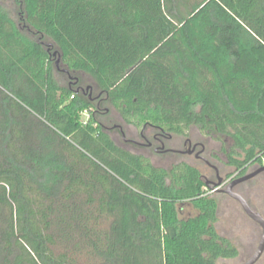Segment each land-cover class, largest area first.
I'll return each instance as SVG.
<instances>
[{"label":"trees","instance_id":"16d2710c","mask_svg":"<svg viewBox=\"0 0 264 264\" xmlns=\"http://www.w3.org/2000/svg\"><path fill=\"white\" fill-rule=\"evenodd\" d=\"M14 2L18 22L69 73L89 76L123 122L178 135L211 128L233 141L231 164L264 161V0ZM53 68L0 6V264L237 257L198 170L117 147L88 95L59 86ZM183 201L194 217L178 218Z\"/></svg>","mask_w":264,"mask_h":264},{"label":"flooded vegetation","instance_id":"af4514ba","mask_svg":"<svg viewBox=\"0 0 264 264\" xmlns=\"http://www.w3.org/2000/svg\"><path fill=\"white\" fill-rule=\"evenodd\" d=\"M48 53L51 56V52ZM54 66L57 70H59L58 67L55 65V61H54ZM61 72L67 75L69 74L68 71L64 72L63 70H61ZM76 85L77 83L76 81H74V84L69 83L66 87L72 88L73 86ZM78 88L84 94H85L84 92L85 90L87 91L90 89L86 87L85 90L83 91L81 87ZM99 94L102 95L101 92H99ZM88 97L91 100V102L95 104L96 108L92 110V115L95 116V113L98 112V109L101 103L103 102L104 98L101 99L99 98V96L93 98L91 97L90 94L88 95ZM97 122L102 128L101 123L99 121ZM118 133L121 134V139L124 142L123 145L125 147L121 149L148 160L151 164H153L156 167L165 169L164 167H162L163 165L162 162H164L163 156H166L165 160L170 159L171 157L174 156H178V157L192 158L193 159L192 161L194 163H200L202 165V169H200L198 166L192 163H189L188 161L187 162L177 161L173 163L170 166V168L165 170H169L174 165L181 163L196 168L200 175L199 178L203 184L202 191H205L207 195L223 194L228 196L224 191L227 190V188L232 182L264 166V161L261 164L250 161L241 166H238L237 164H231V158L235 159V156L230 155L232 152L231 150L233 147V141L227 136L218 134L216 131L212 130L211 128H204L201 126L192 125L186 130L185 135H178L164 131L163 129L156 126L143 125L138 130H136V134L132 136V138L133 137L134 138L128 140L125 139V134L123 130L119 128V130L116 132V136L115 135L113 136L114 140H119ZM129 149L135 152H132ZM258 178L260 180H257V182L253 183V181H255ZM231 191L233 193L240 195L247 202L249 207L255 213H258L256 212L255 209L251 207L249 203L250 198L248 200L246 196L253 195V191H264V171L260 172L259 174H257L256 176H254L249 180L234 184L231 188ZM257 226L260 228L262 233L261 227L259 225Z\"/></svg>","mask_w":264,"mask_h":264},{"label":"rangeland","instance_id":"374dc122","mask_svg":"<svg viewBox=\"0 0 264 264\" xmlns=\"http://www.w3.org/2000/svg\"><path fill=\"white\" fill-rule=\"evenodd\" d=\"M0 6L9 13V17L18 24L20 30L27 37L34 40H39L44 47H46L48 43H51L49 41L37 39V37L32 35L22 25V23L18 22L20 18L17 11L18 7L15 4L14 0H0ZM53 51H55L54 47L51 48L50 52L52 53ZM53 60L55 61L56 57L53 58ZM58 69L59 70H57L54 66L53 75L59 86L66 87L69 83L74 84V81H76V86H80L83 91L86 87H90L89 90L84 91L85 94H90L93 98L99 96V98L103 99V96L99 94V91L94 86V81L89 76L80 73H69L67 75L61 72V70H63L64 68L60 65V63ZM89 117L90 111H85L80 114V120L84 123L89 120ZM94 118L96 121H99L101 123L103 130L108 133L113 143L120 148H125L123 145L124 142L121 139V134L118 133L119 140H114L113 138L114 135L116 136V132L119 130V128L123 130L125 134V139L127 140L133 139L134 137L132 138V136L136 134V130L139 129L132 124H127L123 122L117 112L114 111L111 107H109L106 103H104V100L101 103L98 112L95 113ZM131 151L135 152L133 150ZM163 157L164 162H162V167H164L165 169L170 168V166L177 161H188L189 163H192L202 169V165L200 163H194L192 161V158L174 156L170 159L165 160L166 156ZM259 178L253 181V183L257 182V180H260ZM208 197L212 198L216 203L217 221L215 224V228L217 233L228 241H230V243L235 246L238 252L237 257L232 259H220L217 264L244 263L256 249V246L261 236L260 228L245 215L239 204L228 196L223 194H208ZM246 197L248 200L250 198L249 203L251 207L255 209L256 212H258L264 218V191H253V195H247ZM196 214L197 210L192 206L190 202L183 201L177 204V216L180 220H185L187 218L194 217ZM256 264H264V252L260 260Z\"/></svg>","mask_w":264,"mask_h":264},{"label":"water","instance_id":"95a60500","mask_svg":"<svg viewBox=\"0 0 264 264\" xmlns=\"http://www.w3.org/2000/svg\"><path fill=\"white\" fill-rule=\"evenodd\" d=\"M46 48H47V52H50L51 51V48H52V44L51 43H48L46 45ZM51 56L52 57H56V60H55V65L58 67L59 63H60V56L58 54V52L55 50L51 53ZM64 72H67L66 70L63 69ZM88 89L90 88L89 86L87 87ZM264 171V166L263 167H260L259 169H257L256 171L232 182L229 187L227 188L226 191H224L231 199L235 200L236 202L239 203V205L241 206L243 212L246 214V216L248 218H250L253 222H255L257 225H259L262 229V233H261V236H260V240L256 246V249L254 250L253 254L242 264H256L263 252H264V219L263 217L258 214V213H255L250 207L249 205L247 204V202L238 194L236 193H233L231 191V188L234 184L236 183H240V182H243V181H246V180H249L251 178H253L254 176H256L257 174H259L260 172H263ZM166 233L169 235L170 238H173L174 236V229L172 227H168L167 230H166Z\"/></svg>","mask_w":264,"mask_h":264}]
</instances>
